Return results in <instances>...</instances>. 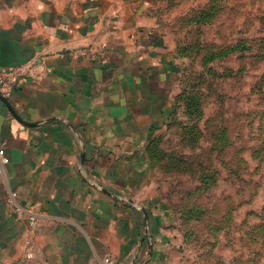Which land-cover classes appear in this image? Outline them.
<instances>
[{"label":"crops","instance_id":"obj_1","mask_svg":"<svg viewBox=\"0 0 264 264\" xmlns=\"http://www.w3.org/2000/svg\"><path fill=\"white\" fill-rule=\"evenodd\" d=\"M158 9L0 0V69L23 71L0 93V264H184L149 165L180 81ZM12 193L34 226L8 206Z\"/></svg>","mask_w":264,"mask_h":264},{"label":"rangeland","instance_id":"obj_2","mask_svg":"<svg viewBox=\"0 0 264 264\" xmlns=\"http://www.w3.org/2000/svg\"><path fill=\"white\" fill-rule=\"evenodd\" d=\"M154 2L180 81L149 165L184 264H264V0Z\"/></svg>","mask_w":264,"mask_h":264},{"label":"built area","instance_id":"obj_3","mask_svg":"<svg viewBox=\"0 0 264 264\" xmlns=\"http://www.w3.org/2000/svg\"><path fill=\"white\" fill-rule=\"evenodd\" d=\"M22 78L23 71L21 67L0 69V93L17 85ZM0 157L3 164L9 163V159L5 152V144L2 140H0ZM7 204L14 213H17V215L27 217L31 226H34L37 223L39 218L38 214L31 208L26 209L18 205L16 202V193L11 194L7 200ZM29 257H32V254H30Z\"/></svg>","mask_w":264,"mask_h":264},{"label":"water","instance_id":"obj_4","mask_svg":"<svg viewBox=\"0 0 264 264\" xmlns=\"http://www.w3.org/2000/svg\"><path fill=\"white\" fill-rule=\"evenodd\" d=\"M0 99L8 104V101L2 95H0Z\"/></svg>","mask_w":264,"mask_h":264}]
</instances>
